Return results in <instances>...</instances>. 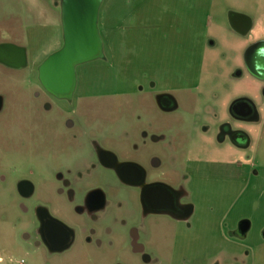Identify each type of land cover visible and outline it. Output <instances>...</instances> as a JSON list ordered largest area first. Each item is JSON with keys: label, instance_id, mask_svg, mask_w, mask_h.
Listing matches in <instances>:
<instances>
[{"label": "rangeland", "instance_id": "rangeland-1", "mask_svg": "<svg viewBox=\"0 0 264 264\" xmlns=\"http://www.w3.org/2000/svg\"><path fill=\"white\" fill-rule=\"evenodd\" d=\"M231 13L252 18L255 26L248 37L233 30ZM261 21L264 0H104L99 16L104 59L77 68L75 100L67 102L50 98L39 78L42 64L64 46L62 4L0 0V46L25 48L28 56V66L21 70L0 64V249L9 251L12 264L21 260L19 236L29 222L19 210L20 181L29 179L38 199L49 200L57 172L95 162L93 139L122 158L145 164L149 156L134 152L132 144L149 130L151 104L159 130L171 136L181 128L192 136L195 112L205 121L211 120L212 109L225 113L231 96L227 85L233 94L262 103L264 89L254 77L231 79ZM149 69L158 78L166 74L169 87L182 88L176 91L181 111L162 116L149 101ZM191 94L200 98L195 106ZM69 120L75 129L67 128ZM250 131L255 142L250 165L256 164L259 174L254 178L249 173V185L226 182L225 171L213 167L194 186L198 212L192 229L168 218H149V238H158L149 242V252L159 264H264V125ZM192 144V153H198L199 142L193 139ZM159 149L148 146L147 152ZM94 186L113 193V203H127L128 219L143 224L136 191L102 169H91L85 187ZM54 205H63L62 199H54ZM240 219L252 225L245 239L230 235ZM153 224L159 229L150 236ZM177 234L180 249L174 254Z\"/></svg>", "mask_w": 264, "mask_h": 264}, {"label": "flooded vegetation", "instance_id": "flooded-vegetation-1", "mask_svg": "<svg viewBox=\"0 0 264 264\" xmlns=\"http://www.w3.org/2000/svg\"><path fill=\"white\" fill-rule=\"evenodd\" d=\"M55 1L62 4V0ZM254 26L253 23L252 31L243 37H248ZM260 42H264V35L251 41L238 73L231 76L232 80L241 81L252 76L264 89V46L254 57L247 56L250 48ZM154 74L157 73L149 69V101L155 103L162 116L181 111L177 94L182 88L165 84L166 74L163 72L160 78ZM78 85L79 78L75 93ZM140 90L144 91L143 88ZM226 91L231 96L225 104V113L218 108L212 109L211 120L205 121L195 112L192 136H187L185 129L181 128L171 136L159 130L153 124V104L149 105V130H143L132 144L134 152L149 156L145 164L133 158H122L113 148L93 139L91 146L95 162L91 167L84 165L79 170L68 168L57 172L49 200L38 199L37 186L29 179L20 181L17 185L19 210L29 222L23 225L19 236L21 260L17 264H134L138 259L141 264H159L149 252V242L155 243L158 239L149 238V218H168L190 230L198 212L194 186L203 179L202 173L213 167L221 168L225 171L224 181L235 182L240 187L249 185V173L254 178L259 174L256 164L250 165L251 150L255 146L250 127H263L264 99L258 104L245 94H233L230 85L226 86ZM45 92L55 100H75V93L71 99H61ZM213 96L218 98L217 94ZM199 99L194 94L189 95L194 106ZM138 120L142 121L143 116H138ZM67 128L75 129L76 123L69 120ZM193 139L199 142L198 153L194 154ZM154 145L160 149L148 153V146ZM256 149L254 153L259 154ZM217 150L221 156H217ZM91 169L110 172L121 186L138 193L142 225H135L128 219L125 214L129 211L127 203L112 202L113 193L99 186L85 187V182L91 178ZM54 199H62L63 205H54ZM245 222L248 221L240 219L230 235L245 239L252 228L251 225L245 234ZM153 228L150 236L155 235L153 231L156 232L159 226L153 224ZM179 243L177 234L174 254L179 253ZM125 252L129 253L128 257ZM12 262L9 251L0 249V264Z\"/></svg>", "mask_w": 264, "mask_h": 264}, {"label": "water", "instance_id": "water-1", "mask_svg": "<svg viewBox=\"0 0 264 264\" xmlns=\"http://www.w3.org/2000/svg\"><path fill=\"white\" fill-rule=\"evenodd\" d=\"M103 1L62 0L64 46L39 69L40 82L50 94L61 99H71L78 82L77 68L104 57L99 28ZM230 22L232 28L242 36H247L253 29L252 18L244 14L231 13ZM262 46L264 42L255 44L247 56L254 57ZM0 63L12 69H24L28 66L27 50L12 44L1 45ZM3 105L4 100L0 96V112ZM250 227L251 223L245 222L243 232L246 234Z\"/></svg>", "mask_w": 264, "mask_h": 264}, {"label": "crops", "instance_id": "crops-1", "mask_svg": "<svg viewBox=\"0 0 264 264\" xmlns=\"http://www.w3.org/2000/svg\"><path fill=\"white\" fill-rule=\"evenodd\" d=\"M264 35V22L258 23V28L251 37V41H254Z\"/></svg>", "mask_w": 264, "mask_h": 264}]
</instances>
